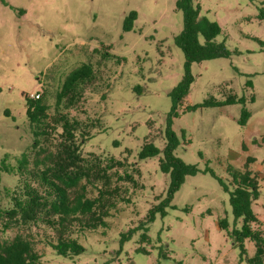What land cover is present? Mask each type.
<instances>
[{
	"label": "rangeland",
	"instance_id": "1",
	"mask_svg": "<svg viewBox=\"0 0 264 264\" xmlns=\"http://www.w3.org/2000/svg\"><path fill=\"white\" fill-rule=\"evenodd\" d=\"M0 2V203L20 196L25 183L43 184L45 164H54L64 150L62 127L49 128L33 147L34 134L26 116V100L40 93L53 119L67 116L78 130V170L90 195L103 186L122 187L117 209L107 226L77 234L84 252L63 257L47 244L50 232L39 223L8 232L27 235L41 255L40 264H248L255 246L247 241L241 260L230 233L235 218L229 193L204 170L232 180L227 164L248 170L258 178L260 197L254 206L264 234V0H195L200 18L217 22L227 58L195 63L196 77L181 108L174 129L182 144L176 154L197 164L200 172L188 176L175 194L168 214L145 224L150 208L166 197L169 175L161 172L158 157L139 160L147 142L161 150L171 111V90L182 80L185 55L176 44L184 29V15L177 0H6ZM136 12L131 31H124L126 17ZM91 64L93 76L76 87L69 97L58 100L68 74L82 64ZM251 80L253 88L247 86ZM246 96L252 116L246 126L238 120L243 105L186 111L187 105L229 95ZM252 96L255 101L250 103ZM30 153L25 175L17 171L18 160ZM41 153L40 157L38 154ZM52 154V163L46 158ZM114 157L130 166L108 171L109 183L96 165L105 166ZM38 166H35L37 162ZM4 166L9 170L4 168ZM133 165V166H132ZM132 168L138 172L132 173ZM76 170V169H74ZM132 173L135 180L120 182L118 174ZM189 208V210H185ZM226 229L219 227L221 220ZM241 220L237 228L241 227ZM48 232V233H47ZM131 232V233H130ZM144 234L147 241H142ZM127 236V240L123 237ZM141 249H146L142 251ZM166 253L163 258L160 252Z\"/></svg>",
	"mask_w": 264,
	"mask_h": 264
},
{
	"label": "trees",
	"instance_id": "2",
	"mask_svg": "<svg viewBox=\"0 0 264 264\" xmlns=\"http://www.w3.org/2000/svg\"><path fill=\"white\" fill-rule=\"evenodd\" d=\"M195 0H177L176 6L183 12L184 29L176 38L177 46L185 55V72L182 80L170 92L172 100L171 111L168 115L165 139L166 144L163 150L152 142L143 145L138 154L139 160H146L160 156L159 167L161 172L169 175V185L166 197L160 203L153 205L146 217L145 224L153 223L158 214L165 217L167 208L172 207V201L175 194L182 188L188 176H195L200 172L197 164L185 162L177 156L176 150L182 144L181 138L174 129V120L179 118L181 108L183 107L196 77L192 73V65L217 58H227L231 52L227 49L225 42H216L215 39L221 35L222 28L215 22L207 18H200V8L195 6ZM8 5L6 0H0ZM137 15L131 12L125 19L124 31H131L133 22ZM260 17H264V8L261 9ZM262 46L264 43L260 42ZM94 74L91 64H82L72 70L65 79L61 92L58 94V100L65 99L75 92L79 83L90 79ZM247 86L253 88L251 80L247 81ZM255 101L252 96L250 103ZM247 97L229 95L223 100L210 98L203 103L187 105L186 111H196L203 108H223L235 104L243 105L241 116L238 120L239 125L246 126L252 116L251 111L246 107ZM26 116L32 133L34 134L33 147L40 146L41 137L48 134V129L60 126L66 135V144L64 150L56 155L55 163H52V154L46 158L52 164H45L46 169L41 172L43 184L33 186L31 183H25V189L20 196L10 195L11 203H0V264H40L41 255L35 249L33 241L22 233H17L10 238L8 232L29 225H38L41 223L51 236L46 235L47 244L56 254L73 258L84 252V246L80 242L79 234L94 232L101 227L107 226V218L111 216V211L117 209V200L122 198L129 202L130 199L122 197L124 190L122 187L109 188L108 185L98 190L96 196L90 195L85 185L80 186V182L87 175L83 174L81 168L78 170V162L82 161L76 145L75 132L78 130L77 122H70L67 116L62 115L60 119L49 115V107L41 98L26 100ZM28 151L21 154L18 160L17 171L20 175H25L26 168L29 165ZM41 153L38 154L40 157ZM35 166H38L36 158ZM255 159L248 157L245 170L235 168L227 164L226 171L232 177V180H225L219 177L212 169L207 167L204 172L210 173L221 187L229 193V201L232 213L235 218L234 228L230 233L233 245L240 250L241 260L247 255V241L255 246V253L247 258L248 264H264V234L261 228V219L254 211V206L260 197V186L258 178L248 170L249 164ZM126 160H119L111 157L105 166L96 165L101 172V177L109 183L111 176L108 171L113 169H125L130 166ZM4 166V163H3ZM133 166V165H132ZM5 169H7L4 166ZM76 169V170H74ZM7 171H9L7 169ZM138 172L132 168V173ZM118 170L113 173L117 174ZM132 173H126V176L118 174L117 179L121 182H132L135 180ZM189 210V208H185ZM241 220L240 228H237V222ZM228 222L224 219L219 222L221 229L228 227ZM48 233V232H47ZM131 233V232H130ZM78 234V235H77ZM127 236L123 240H127ZM148 235L144 234L142 241H147ZM143 252L147 250L141 249ZM161 257L168 258L166 253L160 252ZM160 264V263H158ZM178 264H182L179 262Z\"/></svg>",
	"mask_w": 264,
	"mask_h": 264
},
{
	"label": "built area",
	"instance_id": "3",
	"mask_svg": "<svg viewBox=\"0 0 264 264\" xmlns=\"http://www.w3.org/2000/svg\"><path fill=\"white\" fill-rule=\"evenodd\" d=\"M29 98H30V99H38V98H40V93L31 94V95L29 96Z\"/></svg>",
	"mask_w": 264,
	"mask_h": 264
}]
</instances>
